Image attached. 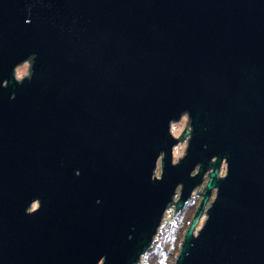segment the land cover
<instances>
[{"label": "water", "instance_id": "1", "mask_svg": "<svg viewBox=\"0 0 264 264\" xmlns=\"http://www.w3.org/2000/svg\"><path fill=\"white\" fill-rule=\"evenodd\" d=\"M211 168L175 264H264V0H0V264H139Z\"/></svg>", "mask_w": 264, "mask_h": 264}, {"label": "trees", "instance_id": "2", "mask_svg": "<svg viewBox=\"0 0 264 264\" xmlns=\"http://www.w3.org/2000/svg\"><path fill=\"white\" fill-rule=\"evenodd\" d=\"M191 202L187 203L183 211L176 212L171 222L169 220L163 222L164 224L161 225L157 233L158 235L154 238L150 249L146 252L139 264L176 263L177 255H179L185 235L188 233L187 231L196 216L193 210L189 213L188 206ZM170 212L174 213L172 210Z\"/></svg>", "mask_w": 264, "mask_h": 264}, {"label": "rangeland", "instance_id": "3", "mask_svg": "<svg viewBox=\"0 0 264 264\" xmlns=\"http://www.w3.org/2000/svg\"><path fill=\"white\" fill-rule=\"evenodd\" d=\"M18 68V72H19V75H18V77L19 78H23V77H25V76H27L28 75V73H30L29 72V66H28V62L27 63H24V64H22V65H20L19 67H17ZM188 128V129H187ZM185 129H186V131H188V130H190L191 131V127H190V120H189V117L187 116V117H184L183 119H181L180 121H177V122H175V123H173L172 124V134L174 135V137L175 138H180V139H182L181 137H182V134L184 133V131H185ZM188 143L186 142H181L180 144H178V146H176L174 149V159H175V161H174V164H178L179 163V160H182L183 158H184V156H185V154H186V150H188ZM157 171H158V173H156V176H158V177H160L161 176V172H162V170H161V164H160V162H159V164H158V169H157ZM207 181V180H206ZM208 183V182H207ZM207 183L205 182L203 185H201V188L199 189V191H201L202 189H203V191H205V187H206V185H207ZM199 193V192H198ZM213 198L212 199H214L213 201H215V197H216V194L215 195H213L212 196ZM203 198V197H202ZM202 198H201V196L200 195H196V197L193 199L194 200V202H192L191 203V206H190V209H189V213L193 210L194 212V214L196 213L197 214V212H199L198 211V209H199V206H200V204H201V202L203 201L202 200ZM213 201H211V202H213ZM211 204L212 203H210L209 205H207L206 207L209 209L210 208V206H211ZM206 208V209H207ZM171 209H174V207H172L171 206V208L169 209V210H171ZM207 209V210H208ZM168 213L165 215V218H164V221L163 222H165V220H168V219H170L169 221L171 222V220L174 218L173 216L175 215V213H176V211L174 212V213H171L170 211H167ZM192 213V214H193ZM206 219H207V217H206V213H205V215H203V217H202V219H201V222L199 223V225L197 226V230H196V232L198 233L199 232V230L203 227V224L205 223V222H207L206 221ZM196 233V234H197ZM180 252V251H179ZM178 256V255H177ZM143 258V257H142ZM141 261H142V259H141ZM141 263V262H140Z\"/></svg>", "mask_w": 264, "mask_h": 264}, {"label": "flooded vegetation", "instance_id": "4", "mask_svg": "<svg viewBox=\"0 0 264 264\" xmlns=\"http://www.w3.org/2000/svg\"><path fill=\"white\" fill-rule=\"evenodd\" d=\"M28 62V66H29V72L30 73H28V74H31L32 72H31V61H27ZM26 62V63H27ZM24 64V63H23ZM18 67V66H17ZM18 79L19 80H22L21 78H19L18 77ZM188 116V114L187 115H184L183 117H187ZM190 127H191V125H190ZM192 128L193 127H191V131L190 132H192ZM189 139H191V137H187V140H185L184 142L186 143H188L189 142ZM217 159V158H216ZM216 159H214L213 161H211L212 163H214L215 161H216ZM221 170H220V174H219V178H224V177H226V173H227V169H228V167H227V164H226V160H224V162H223V164L221 165ZM215 170L213 169V168H211V170H209V172L207 173V175L205 176V180H204V183L206 182H208V181H210L211 179H210V175H211V173H213ZM197 173V171L195 172V174ZM194 174V175H195ZM207 180V181H206ZM201 188V187H200ZM199 188V189H200ZM199 189H197V191H195L194 192V194H193V196H191V198H190V200H189V202H194V198L196 197V195H200L201 193H204L205 191H207V189H206V187L204 188L205 189V191H203V189L201 190V192L199 191ZM179 191H181L180 189H179ZM198 192H200V194H198ZM216 194V191H213V193H212V196L213 195H215ZM201 196V195H200ZM213 197H211V201H213L214 199H212ZM178 199H179V196H177V198L175 199V201H177L178 202ZM203 199V198H202ZM211 201H209V203H208V205L210 204V203H212ZM176 202V203H177ZM191 202V203H192ZM188 203V202H187ZM187 203L185 204V206L183 207V209H181L182 211L186 208V206H187ZM191 203H190V205L188 206V208L190 209V206H191ZM40 206V201L39 200H37V201H35L34 200V202H33V204L30 206V213L31 212H34V210H37L38 208L37 207H39ZM172 207H174V209H171L173 212H175L176 211V209H175V205L174 206H172ZM207 208V207H206ZM208 209V208H207ZM207 209H205L206 210V212H208L209 210H207ZM171 210H168V211H171ZM179 212H181V211H179ZM205 212V213H206Z\"/></svg>", "mask_w": 264, "mask_h": 264}, {"label": "clouds", "instance_id": "5", "mask_svg": "<svg viewBox=\"0 0 264 264\" xmlns=\"http://www.w3.org/2000/svg\"><path fill=\"white\" fill-rule=\"evenodd\" d=\"M29 213H30V209L27 208V209H26V214L29 215Z\"/></svg>", "mask_w": 264, "mask_h": 264}, {"label": "bare ground", "instance_id": "6", "mask_svg": "<svg viewBox=\"0 0 264 264\" xmlns=\"http://www.w3.org/2000/svg\"><path fill=\"white\" fill-rule=\"evenodd\" d=\"M161 178V177H160ZM201 197H203V194H201Z\"/></svg>", "mask_w": 264, "mask_h": 264}]
</instances>
